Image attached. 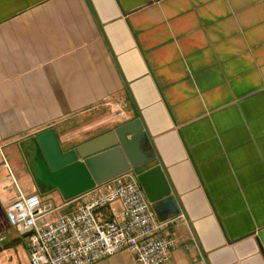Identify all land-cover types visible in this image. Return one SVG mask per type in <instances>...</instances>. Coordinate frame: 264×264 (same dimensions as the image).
<instances>
[{
    "label": "crops",
    "instance_id": "1",
    "mask_svg": "<svg viewBox=\"0 0 264 264\" xmlns=\"http://www.w3.org/2000/svg\"><path fill=\"white\" fill-rule=\"evenodd\" d=\"M132 120L178 208L164 264H264V0H0V264H28L4 207L36 188L34 136L72 149Z\"/></svg>",
    "mask_w": 264,
    "mask_h": 264
},
{
    "label": "built area",
    "instance_id": "2",
    "mask_svg": "<svg viewBox=\"0 0 264 264\" xmlns=\"http://www.w3.org/2000/svg\"><path fill=\"white\" fill-rule=\"evenodd\" d=\"M104 190L96 187L69 201L71 212L50 219L54 207L36 193L16 195L4 207V219L26 240L28 264H92L126 250L136 264H164L174 241L158 222L134 174L125 173ZM119 203L109 220L98 212Z\"/></svg>",
    "mask_w": 264,
    "mask_h": 264
},
{
    "label": "water",
    "instance_id": "3",
    "mask_svg": "<svg viewBox=\"0 0 264 264\" xmlns=\"http://www.w3.org/2000/svg\"><path fill=\"white\" fill-rule=\"evenodd\" d=\"M36 179L70 199L137 169L135 179L155 219L165 222L178 214L159 166L141 170L152 158L137 120L116 126L74 150L62 151L54 132L46 129L32 139Z\"/></svg>",
    "mask_w": 264,
    "mask_h": 264
},
{
    "label": "flooded vegetation",
    "instance_id": "4",
    "mask_svg": "<svg viewBox=\"0 0 264 264\" xmlns=\"http://www.w3.org/2000/svg\"><path fill=\"white\" fill-rule=\"evenodd\" d=\"M60 148L62 151H69V150H74L75 147L72 149H68V148L65 149V148H62L60 146ZM25 157H26L28 165L30 166L31 171L33 173V178H34V183H35L36 188L38 190L44 191L46 188V184L44 182L38 181L36 179V168H35V162H34V148H31L30 150H26Z\"/></svg>",
    "mask_w": 264,
    "mask_h": 264
},
{
    "label": "rangeland",
    "instance_id": "5",
    "mask_svg": "<svg viewBox=\"0 0 264 264\" xmlns=\"http://www.w3.org/2000/svg\"><path fill=\"white\" fill-rule=\"evenodd\" d=\"M64 148L67 149V148H69V147H64ZM129 172H131L132 174H136L137 169H135V170H131V171H129ZM22 190H23V192L26 193V194L36 193L38 196H41L42 198L44 197V196H43V192H44V191L37 190V188L33 189V187H32L31 184H28L27 187H26L25 189H22ZM43 199H44V198H43ZM47 200H48V199H47ZM47 200H45V202L48 203L49 201H47Z\"/></svg>",
    "mask_w": 264,
    "mask_h": 264
}]
</instances>
